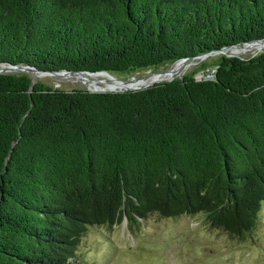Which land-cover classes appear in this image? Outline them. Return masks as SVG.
<instances>
[{
	"label": "trees",
	"instance_id": "1",
	"mask_svg": "<svg viewBox=\"0 0 264 264\" xmlns=\"http://www.w3.org/2000/svg\"><path fill=\"white\" fill-rule=\"evenodd\" d=\"M264 38V0H0V64L137 71ZM213 68L214 71L209 69ZM124 91L0 73V264H71L92 225L264 203V51Z\"/></svg>",
	"mask_w": 264,
	"mask_h": 264
},
{
	"label": "rangeland",
	"instance_id": "2",
	"mask_svg": "<svg viewBox=\"0 0 264 264\" xmlns=\"http://www.w3.org/2000/svg\"><path fill=\"white\" fill-rule=\"evenodd\" d=\"M263 51L264 48L254 49L236 55L246 58ZM227 54L234 56L231 52ZM227 54L212 52L206 57L202 55L204 58H190L189 67L179 76L199 69L195 76L202 78L206 70L216 66L220 57ZM173 65L174 62H168L110 74L119 80L137 81ZM36 79L65 90L87 89L78 81L55 75ZM71 264H264V203L256 227L242 240L209 225L202 213L172 218L152 213L136 231L130 229L126 221L113 226L92 225L80 238Z\"/></svg>",
	"mask_w": 264,
	"mask_h": 264
},
{
	"label": "bare ground",
	"instance_id": "3",
	"mask_svg": "<svg viewBox=\"0 0 264 264\" xmlns=\"http://www.w3.org/2000/svg\"><path fill=\"white\" fill-rule=\"evenodd\" d=\"M263 48H264V42H254V44L248 43L246 45H243L242 47L235 46L229 50H223L222 53L231 52L233 54H241V53H246L248 51H252L254 49L260 51ZM188 67L189 65L187 64V61L178 60L174 62V65L171 68L164 70L163 72L155 73L156 72L155 71L139 81L138 80L130 81V83H133L131 84L132 86H140V85L154 83L156 81H165L168 79H172L178 75H181L182 73L185 72V70ZM46 76H52V75H43L36 77L43 78ZM55 76L62 79H71L73 81H78L82 83L85 87L91 89H97V88L121 89L123 84H127L126 82L105 73H99L93 75L82 74V73L76 75L61 73Z\"/></svg>",
	"mask_w": 264,
	"mask_h": 264
},
{
	"label": "water",
	"instance_id": "4",
	"mask_svg": "<svg viewBox=\"0 0 264 264\" xmlns=\"http://www.w3.org/2000/svg\"><path fill=\"white\" fill-rule=\"evenodd\" d=\"M254 42H264V38H262V39H255V40H252V41L243 43V44H236V45L225 46V47H223V48H221L219 50H215L213 52H216V53H220L221 52L222 53L223 50H229V49H231V48H233L235 46L242 47L243 45H245L247 43H254ZM209 54H212V52H206V53H203V54H200V55H197V56H192L190 58H196L198 56L199 57H203V56L206 57ZM225 54H227V53L225 52ZM227 55L230 56L232 54H227ZM233 55H236V54H233ZM190 58H182L180 60L187 61ZM163 71L164 70H159V71H156L155 73H160V72H163ZM22 72L29 73L32 76L33 79L38 78L36 76L58 75V74H61V73L73 74V75H76V74H79V73L88 74V75L105 73V74L111 75L108 71H105V70H102V71H88V70H67V69H62V70H55V71L54 70L46 71V70L37 69L36 67L29 66V65H19V64H11V63H1L0 64V73H22ZM176 77H181V76L178 75ZM143 78L144 77L138 79V81L141 80V79H143ZM174 78L168 79V80H165V81H170V80H173ZM122 81L126 82L127 84H123V86H122L121 89H107V88L91 89V88H87V90H90V91H102V92H105V91L138 90V89H143V88H146L148 86H151V85H153L155 83L162 82V81H156L154 83H150V84H146V85L132 86L131 84H133V83H130V81H125V80H122ZM136 83H138V82H136Z\"/></svg>",
	"mask_w": 264,
	"mask_h": 264
},
{
	"label": "built area",
	"instance_id": "5",
	"mask_svg": "<svg viewBox=\"0 0 264 264\" xmlns=\"http://www.w3.org/2000/svg\"><path fill=\"white\" fill-rule=\"evenodd\" d=\"M210 71H214V69L213 68H211V69H209Z\"/></svg>",
	"mask_w": 264,
	"mask_h": 264
}]
</instances>
